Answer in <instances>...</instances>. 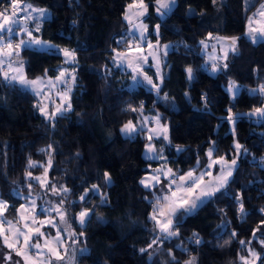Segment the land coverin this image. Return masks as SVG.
Segmentation results:
<instances>
[{
  "label": "trees",
  "instance_id": "trees-1",
  "mask_svg": "<svg viewBox=\"0 0 264 264\" xmlns=\"http://www.w3.org/2000/svg\"><path fill=\"white\" fill-rule=\"evenodd\" d=\"M134 1L23 0L50 12L35 36L55 46L20 50L26 77L59 74L66 66L60 50L67 49L74 54L75 83L71 111L50 123L36 96L0 75V198L7 213L14 217L32 189L51 196L54 186L56 202L66 195V223L52 215L68 251L52 264H241L248 249L264 264V118L253 115L264 107V40L253 44L245 35L248 15L264 0H175L164 17L156 14V0H143L148 41L161 49L170 45L161 55L157 93L143 85L129 88V74L114 65V52L128 47L123 16ZM10 6L11 0H0V11ZM210 37H237L235 52L220 62L222 72L202 52ZM230 81L241 88L234 100L225 89ZM141 115H158L167 126L168 139L157 140L156 148L177 175L197 161L200 171L210 148L215 158L230 161L234 144L241 146L228 184L194 213L177 211L171 227L178 234L167 238L151 219L154 193L140 184L157 166L143 158L146 130L139 128L133 138L120 134L130 121L138 125ZM46 168L43 189L35 177ZM83 209L91 216L80 225L75 214ZM0 251L3 264L7 251Z\"/></svg>",
  "mask_w": 264,
  "mask_h": 264
},
{
  "label": "snow or ice",
  "instance_id": "snow-or-ice-1",
  "mask_svg": "<svg viewBox=\"0 0 264 264\" xmlns=\"http://www.w3.org/2000/svg\"><path fill=\"white\" fill-rule=\"evenodd\" d=\"M215 2V0H214ZM156 3L159 5L157 11L160 9L170 10L171 5L175 3V0H156ZM137 5H129V8L135 7ZM138 6L141 9L146 10V5H144L143 0H139ZM31 9L32 12H39L40 16L36 19L43 18L44 10L43 9H34L30 4L23 3V0H11L10 10L6 8L4 11H0V75L3 76V79L8 83L18 82L25 87L31 88L33 91L39 95V90L37 89V85L43 83V79L38 78L36 80H28L23 72V62L19 60L20 50L22 48H31L33 45H38L41 48L50 47L55 48L54 45H49L48 42L40 40L38 37L33 35V31H39V24L35 26L33 30H29L26 21L32 19L30 13L21 17L22 12H28ZM143 13H137V15H142ZM166 12H160V15H165ZM264 17V5L261 6L260 10L253 15V17L249 18V38L253 42H257L259 40H264V24L260 27H254V23L256 22V17ZM125 19L131 22V18L129 16H125ZM141 28L140 38L143 39V29L146 28V25H138ZM159 26H157L158 28ZM258 32L259 37L252 35V33ZM16 37H27L26 39H19L18 43H13L14 38ZM237 38H232V45L234 46ZM203 43V42H202ZM151 47V45H148ZM63 52L65 57H72V59H67L66 63H72L74 61V54L69 52L67 49L60 50ZM131 51V49H128ZM153 58H155V53H151ZM117 56L121 58L122 63L127 64V67L132 68V71L138 72L140 70V65L147 61V56L132 58L127 55H123L117 53ZM157 63L159 61L157 60ZM15 65V66H14ZM5 66L7 67V71H5ZM120 66V65H118ZM226 67V65H225ZM215 69V66H214ZM66 70H62L60 72V76L57 77L59 80L64 76V72ZM189 79H191V69H188ZM9 73H14L10 75ZM72 80L75 79L74 76L70 75ZM135 80V77H133ZM144 79L147 80L152 87L157 88V85L153 83L151 78L144 76ZM63 83H67V80L62 81ZM51 83V81H49ZM139 83V81H137ZM53 87L55 85H52ZM235 88V84H233ZM70 91V88L68 89ZM157 91L159 89L157 88ZM238 91V89H237ZM264 92V88L261 89ZM63 96H67V93H62ZM167 97H165L166 99ZM70 104L67 108H64L63 111L70 110ZM143 106L141 105V110ZM136 109H133L135 111ZM40 111L45 112L44 108H41ZM60 111V109H57ZM255 113L264 116V108H257ZM50 119L52 117H49ZM232 119V117H229ZM156 123L159 125V118H156ZM135 126L130 121L128 124L124 126L122 129L125 133L134 132ZM166 132V129H164ZM152 137L150 136L149 139ZM165 139L167 137L165 136ZM236 149H239L241 146L236 144ZM180 149H178L179 151ZM148 151H153V146H148ZM207 156L209 157L210 162L207 164L205 171L200 172L199 175H196V169L188 171L186 174L177 175L173 173L171 169H167L166 172L162 174L169 179V183L167 185V193L156 197V207L153 209V215L151 219L156 222L157 227L160 232L165 235V238L177 235V231L173 230L171 225L173 223V217H175L176 212L180 209H183L185 212H191L196 207H198V203H203V198H210L215 194L216 191H219L220 188L224 187L227 183L229 177H231L233 172V166L236 164V159H232L231 165L227 163V161L221 157L219 159H212L213 149H209L207 152ZM150 159L159 158L149 157ZM51 164V160H49V165ZM219 164L220 174L216 176L213 180H209L205 182L206 176H211L212 173L210 169L213 165ZM33 162H29V167H33ZM197 166L199 167V161H197ZM29 176L31 174L29 173ZM45 176H47V168L45 169ZM105 177L108 178V174L105 173ZM35 179L40 183L44 184V181L41 180L40 177H35ZM110 179V178H109ZM157 183H159V177L154 178ZM142 184H145L146 187H150V185L146 184L145 181H141ZM175 186V187H173ZM52 193L57 194V189L53 186L51 188ZM64 192H67V189H63ZM81 200L84 199L82 196ZM63 201H61L60 205L54 206L53 208L43 209L44 212L49 213L54 211L60 218L62 223H66L65 216L66 210L61 209ZM7 204L5 201L0 200V237L3 238L4 244L10 249H14L17 256H21L24 264H52V259L55 257L57 260H62L65 255H67V248L64 247V239L61 235L62 230L57 227V225L49 219V223H51L53 228H56V234L51 237V239L46 237V234L40 231V227L44 226V222H40V227L33 228V225L37 223L35 217L32 218L31 223H28L23 215H21V221H24L22 227H17L16 224L13 223L12 220H7L4 218V210L6 209ZM32 207L35 208V201L32 202ZM27 208L22 206L21 211H27ZM241 211L243 208L241 207ZM157 214L161 217H165L163 222L157 218ZM89 215L87 210H82L78 214L79 222L81 225L85 223V218ZM6 226V227H5ZM33 234L36 237V242H32ZM234 235V234H233ZM9 237L12 238L11 242H9ZM44 238L43 244L40 243V239ZM78 242V241H76ZM196 243H200V240L197 238ZM241 243H244L241 241ZM264 243V241H262ZM16 245H20L21 247L17 248ZM64 248V251L61 252L60 249ZM81 251H84L81 249ZM141 251H145L141 249ZM250 254L253 257L259 259V256L254 251L250 250ZM75 255V249H73V260ZM6 259H11V256H7ZM244 260V258H241ZM19 264V262H17ZM191 264V262H189ZM245 264H248L247 260H245Z\"/></svg>",
  "mask_w": 264,
  "mask_h": 264
},
{
  "label": "rangeland",
  "instance_id": "rangeland-1",
  "mask_svg": "<svg viewBox=\"0 0 264 264\" xmlns=\"http://www.w3.org/2000/svg\"><path fill=\"white\" fill-rule=\"evenodd\" d=\"M138 4H139V0H135L130 5H137V6L132 7L131 9H137V10L141 9L138 6ZM247 5H249V3ZM262 5H264V2L255 11L251 12L248 15V17H247V21H246V25H245V35L248 38H249V35H248V32H249V18L253 17V15L255 13H257L258 10H260ZM174 6H175V3L173 5H171L170 10L160 9V11L158 12L157 9H158L159 5L156 3V14L159 15L160 17H164L165 15H167L173 9ZM32 8H34V9H43L44 10L43 18L36 19L37 17L40 16V13L38 11L37 12H32L31 9H29L28 12H22L20 15L22 17V16L27 15V14L30 13L32 19L26 21L29 30H33L37 24H39V29H40L43 21L50 17V12L48 10L44 9V8H36V7H32ZM129 9L130 8L128 6L125 14L129 13L128 12ZM9 10H10V8H9ZM141 10H143V9H141ZM160 12H166V14L161 16ZM124 20H125L126 24L128 25V32L131 33V38L128 41V45H127L128 47L127 48L132 49L133 47H135L136 49L135 50H131L129 52H127L126 50L116 52L115 56H114V61H115L116 65H117V67L125 69L129 73H131L129 88L134 89V88H137L139 85L146 84V86H147V87L145 86L146 88H148L150 90H153L155 93H157L158 92L157 88L160 89L161 84H162V80H163V75H164L163 69H162V66H161V62H162L161 61V55L164 54L170 48V45L165 47L164 49H161L157 45L156 47H154V46L150 47L147 51H145L144 47H138L137 44H135V41H134V39L136 37H137V39L142 40L140 38L141 30L138 27V24L144 23L142 21V19H138L137 21H135V19H131V22L129 20H127V19H124ZM262 24H264V17H259V16L256 17V22L254 23L253 26L254 27H260ZM36 32L37 31H33V35L34 36H35ZM255 34L257 35V37H259V33L258 32L252 33V35H255ZM25 38H27V37H25ZM232 38H237V37H218V38L210 37L208 40H206L202 44V52L205 55L206 60L208 62H210V63L211 62H217V63L218 62H224L225 59L228 57V55H230L231 53L235 52L237 39H236L235 45L233 46L232 43H231L232 42ZM142 41L144 42V40H142ZM260 41H263V40H260ZM49 45H51V44H49ZM34 46H38V45H34ZM44 48H50V47H44ZM117 53L122 54V56L123 55H127V56H130L132 58L147 56V61L140 65V70L138 72L134 73L132 71V68L127 67V64L122 63V60H121L120 57L117 56ZM151 53H155V58H153ZM67 59H72V58L66 57L64 59V62ZM19 60H21L23 62V59H21L20 57H19ZM157 60L159 61V63H157ZM65 64H66V66L62 70H66V71L64 72V76L61 77L59 80L57 79V77L60 76V72L62 70L59 72V74H57L54 77H47V76L38 77V78L43 79V83H41V84L36 86L37 89L39 90V95H37L36 92L33 91L31 88L25 87L24 85H21L18 82L10 83V84L15 85V86L19 87L20 89H22L24 91H27V92H30L34 96H36V98L38 99V102H39V105H38L39 111H40L41 108L45 109V112L40 111L41 115L45 118L46 121H48L50 123L53 122L55 117L71 111V107H70V110H68V111H63V109L67 108L68 105L70 104L71 91H72V87H73V85L75 83V79L72 80L70 78V75L74 76V77H75V75H74L73 69L70 67V65H72L73 62L72 63H66L65 62ZM118 65H120V66H118ZM148 68L154 69V71L156 73L155 74L156 75V79H154V77L151 78L149 75L148 76H149V78H151L153 83L157 85V88L152 87L151 84H149L147 81L144 80L143 76L144 75L147 76L148 73L146 72V69H148ZM212 69H214V66H212ZM4 70L7 71V67L6 66H5ZM214 71L217 72L216 68L214 69ZM23 72H24V69H23ZM9 74L12 75L14 73H9ZM24 75H25V73H24ZM133 77H135V80L133 79ZM38 78H34V79L27 78V79L28 80H36ZM64 80H67L68 82L67 83H63L62 81H64ZM49 81H51V83H49ZM137 81H139V83H137ZM233 84H235V86H236L235 88L233 87ZM52 85H55V86L53 87ZM69 88H70V91L68 90ZM225 89L228 92L231 100H234V98L239 94L241 88H240V86L238 84L230 81L225 86ZM237 89H238V91H237ZM65 92L67 93L66 97L62 95V93H65ZM70 106H71V104H70ZM57 109H60V111H57ZM256 115H258V114H256ZM258 116H259L258 117L259 120H262L264 118V116H260V115H258ZM49 117H52V118L50 119ZM156 118H159L158 115L146 118L145 119V121H146L145 128H147L149 130H151V129L155 130L157 127L158 128L164 127L166 129V132H165L164 136H166L167 139H168L167 126L162 124L160 119H159V125H158L156 123ZM148 120H152L153 124L149 125L147 123ZM228 120H229L228 121L229 122V129L233 130L235 121H234L233 118L232 119L228 118ZM234 146H236V143L234 144ZM239 150H240V148L236 149V147H235L236 163H237V155L239 153ZM230 161H232V160H230ZM230 161H227V163H229ZM166 169H168L167 166H166ZM163 171L164 170L161 168V169H157V170L153 171L152 174H150V175H144L143 178L140 180V184L145 188L146 187L145 184H142L141 181H145V183L149 185L150 179L159 176L161 174V172H163ZM39 177L41 178V180L44 181L43 189H45L46 188V185H45L46 176L42 175V176H39ZM58 192L60 193L61 191H58ZM65 193H67V192H65ZM56 199H57L56 195H54V194L51 195V196H47L46 193H45L44 196H42L36 190L32 189V192H30L27 195V197L24 200V202L17 208L16 214H15L14 217L8 215V213H7L8 204L6 203L7 207L4 210V218H6L7 220H12L13 223L17 225V227H22L24 221H21V219H20L21 215H23L25 217V219L27 220L28 223H31L32 218L35 217L36 220H37V223L35 225H33V228L40 227V222L43 221L44 222V226L40 227V231L45 233L46 237L49 238V239H51V237L56 234V228H53L51 223H49V219H51V221H53L57 225V227L62 230L61 235H62V237L64 239V247H66V243H67L68 240H67L66 236L63 234V227L62 226L60 227V225H58V220L52 215L55 212L52 211L49 214V213H46V212L43 211V209H49L50 210L54 206L59 205L61 203V201L65 202L64 199H68V198L66 197V195H62V197H60L58 199L59 202H56L55 201ZM0 200H2V199L0 198ZM33 201H35V208L32 207V202ZM78 201H82V200L78 199ZM22 206L24 208H27L28 210L27 211H21L22 210ZM154 206H155V203H154ZM81 211L82 210H80L79 212H77L75 214L76 222L78 224H80L79 218H78V214ZM87 211H88L89 215L85 218V223L88 220V218L91 216V211L90 210H87ZM152 215H153V213H152ZM159 217L161 219V222H163L165 217H161V216H159ZM44 228H46V230H44ZM49 229L53 231V234H49V232H51ZM157 229L160 232L158 227H157ZM11 240H12V238L9 237V242H11ZM32 242L33 243L36 242V237H35L34 234L32 236ZM43 242H44V238H41L40 239V243L43 244ZM2 247L7 251V252H4L5 253V255H4L5 256V258H4L5 261L3 262V264H15L16 262H18L17 259L21 260L22 263L24 264V261H23L22 257L21 256H17L14 249H10L9 247H7L4 244V242H3V238L0 237V248L2 249ZM16 247L19 248L21 246L20 245H16ZM60 251L63 252L64 248H61ZM7 255L11 256L10 260L6 259ZM0 257H1V251H0ZM53 258H55V257H53ZM245 260H247L248 264H257V262H258V259L256 257L251 256L249 249H248L247 257H244V260L240 259V263L241 264H245ZM0 263H1V261H0Z\"/></svg>",
  "mask_w": 264,
  "mask_h": 264
},
{
  "label": "crops",
  "instance_id": "crops-1",
  "mask_svg": "<svg viewBox=\"0 0 264 264\" xmlns=\"http://www.w3.org/2000/svg\"><path fill=\"white\" fill-rule=\"evenodd\" d=\"M26 4V3H25ZM139 8V7H138ZM127 10V9H126ZM126 10H125V12H126ZM129 13H124V16H123V19H125V16L126 15H128L131 19H135V21H137L138 19H143V17L146 15V11L143 9V10H141V9H129V11H128ZM140 12H142L143 14L142 15H137V13H140ZM125 21V20H124ZM126 23V22H125ZM138 25H146V28L145 29H143V39L142 40H144V42L142 41V40H140V39H137V37L134 39V41H135V44H137V46L138 47H144L145 49V51H147L150 47L148 46V45H151V47H156L157 45H156V43L155 42H152V41H148L147 39V36H148V25L146 24V23H142V24H138ZM156 28H154V30H155ZM140 30H141V28H140ZM129 35H130V38H131V33H129ZM256 35V34H255ZM257 36V35H256ZM251 42L253 43V44H257V43H259V42H262V41H260L259 39H258V41L257 42H253L252 40H251ZM128 49H130V48H127V49H125L127 52H129L128 51ZM136 48L135 47H133L131 50H135ZM122 51H124V50H122ZM118 52V51H117ZM115 53L116 52H114V55H113V61H114V56H115ZM70 58H72V57H70ZM114 65L117 67V65H116V63H115V61H114ZM117 68H119V67H117ZM73 69V68H72ZM121 71H123V72H125V73H128L129 74V83H130V77H131V73H129L127 70H125V69H122V68H119ZM149 69H152V68H148V69H146V72L148 73H146L147 74V77H151V78H153L154 77V79H156V73H155V71H154V69H152L153 70V74L150 72V70ZM149 75V76H148ZM145 76V75H144ZM143 76V77H144ZM145 80V79H144ZM145 81H147V80H145ZM143 86H146V84H143ZM147 87V86H146ZM254 116H256V117H259L258 115H256L255 113L253 114ZM154 115H152V116H150V115H145V116H143V115H141V117H140V119L138 120L139 122V124L138 125H136V124H134V123H132L134 126H135V131L134 132H131V133H125V132H123L122 131V129L124 128V126L126 125H124L121 129H120V134H121V136L122 137H124V138H133L136 134H137V132H138V129L139 128H141V129H145L146 130V139H147V142H146V145H145V148H144V152H143V158L146 160V161H150V162H156L157 163V166L155 167V168H153V169H151L150 170V172L149 173H147L146 175H150V174H152V172L153 171H155V170H157V169H163L164 171L163 172H166L167 171V169H166V161H165V158L163 157V155H161V153L157 150V148H156V141L157 140H160V139H164L165 140V131H164V127H162V128H156L155 130H149V129H147V128H145V123H146V121H145V119L146 118H148V117H153ZM156 116V115H155ZM147 123L149 124V125H152L153 124V121L152 120H148L147 121ZM128 124V123H127ZM152 137L151 139H149V137ZM149 145H152L153 146V151L152 152H149L148 151V146ZM156 156H159V158H153V159H150L149 157H156ZM208 157V156H207ZM212 159L213 160H215V159H219V158H215L214 156H212ZM210 162V160H209V157H208V162H207V164ZM207 164L200 170V171H197V172H195L196 173V175H199L200 174V172H203V171H205V169H206V166H207ZM229 165H231V161L228 163ZM197 167V166H196ZM196 167H194V168H192L191 170H194V169H196ZM220 167H221V165H219V164H216V165H213V167L210 169V171H211V173H212V175L211 176H206L205 177V182H207V181H209V180H213L214 181V178L216 177V176H218L219 174H220ZM235 167H236V164L233 166V172H234V170H235ZM190 171V170H189ZM163 172H161V174L158 176L159 177V183H157L156 181H155V177L154 178H152V179H150V181H149V185H150V187H145V189H147V190H151V191H153V193H154V199H155V201H156V197H158V196H161V195H163V194H165V193H167V185H168V183H169V179L168 178H166L162 173ZM188 172V171H187ZM186 172V173H187ZM232 172V173H233ZM185 173V174H186ZM229 179H230V177L228 178V180H227V183L225 184V186L228 184V182H229ZM224 186V187H225ZM173 187H175V186H173ZM224 187H222V188H224ZM222 188H220L219 190H221ZM216 192H218V191H216ZM215 192V193H216ZM212 197V196H211ZM209 198L208 197H206V198H203V203L205 202V201H207ZM202 203H198V207L201 205ZM154 207H156V204H155V206ZM198 207H196L194 210H192L191 212H186L187 214H192V213H194L196 210H197V208ZM183 210V209H182ZM184 211V210H183ZM157 218L158 219H160V217L158 216V214H157ZM161 220V219H160ZM156 224V223H155ZM156 228H157V226H156Z\"/></svg>",
  "mask_w": 264,
  "mask_h": 264
},
{
  "label": "built area",
  "instance_id": "built-area-1",
  "mask_svg": "<svg viewBox=\"0 0 264 264\" xmlns=\"http://www.w3.org/2000/svg\"><path fill=\"white\" fill-rule=\"evenodd\" d=\"M148 40V39H147ZM211 64L212 65H214L215 66V68L218 70V71H220V72H222L224 69H225V64L224 63H220V62H211Z\"/></svg>",
  "mask_w": 264,
  "mask_h": 264
},
{
  "label": "flooded vegetation",
  "instance_id": "flooded-vegetation-1",
  "mask_svg": "<svg viewBox=\"0 0 264 264\" xmlns=\"http://www.w3.org/2000/svg\"><path fill=\"white\" fill-rule=\"evenodd\" d=\"M0 264H2V263H0Z\"/></svg>",
  "mask_w": 264,
  "mask_h": 264
},
{
  "label": "water",
  "instance_id": "water-1",
  "mask_svg": "<svg viewBox=\"0 0 264 264\" xmlns=\"http://www.w3.org/2000/svg\"><path fill=\"white\" fill-rule=\"evenodd\" d=\"M8 256V255H7Z\"/></svg>",
  "mask_w": 264,
  "mask_h": 264
}]
</instances>
